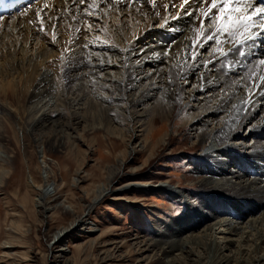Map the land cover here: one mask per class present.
Returning a JSON list of instances; mask_svg holds the SVG:
<instances>
[{"label":"rangeland","instance_id":"1","mask_svg":"<svg viewBox=\"0 0 264 264\" xmlns=\"http://www.w3.org/2000/svg\"><path fill=\"white\" fill-rule=\"evenodd\" d=\"M20 9H12L14 11L7 16L20 14ZM2 16L6 17L2 14L0 18ZM201 27L207 29L208 25L202 24ZM173 28L172 25L167 30L158 29L168 40L180 35V30ZM253 32L249 34L252 45L244 43L240 51L249 52L254 44L260 46L256 31ZM168 54L164 49L156 48L149 51L147 57L141 55L129 62L133 89L128 100L139 99L131 113L134 121L130 123V119L124 121L115 112H106L102 108L106 105L114 107L110 104L116 98L111 93V86L121 80L119 69L102 70L89 79L85 77L88 79L87 91L91 89L89 93L85 91L78 97L71 93L59 97L51 94L25 104L23 130L18 128L19 119L8 111L10 107L7 110L0 106V264H136L138 241L157 240V232L188 219L187 214L192 216V205L206 196L209 198L210 194L220 195L216 191L228 190L230 179L239 182L256 173L264 180V129L253 138L249 131H259V121L236 120L240 129L229 135L231 144L223 153L226 157L229 155L230 160L227 157L229 161L218 169L216 165L212 166L209 173L211 184L199 183L206 175L197 169V159L202 150L208 152L213 143L209 140L196 144L194 137L198 130L189 126L191 120L188 116L198 118L207 114L205 109L215 106L219 98L228 93L226 87L197 94L194 78L178 80L176 83L182 86L174 116L167 121L159 120L147 129L144 113L154 98H142L141 94L156 90L159 83L153 76L163 66L160 62L168 61ZM208 55L209 52H200L198 59ZM254 56L249 52V58ZM256 57L264 59L263 54ZM252 60L249 59L248 64L253 63ZM233 67L222 74V78L232 84L241 78L236 75L239 66ZM200 72L208 77L204 83L215 81L216 73L212 67ZM120 103L119 107H125L122 101ZM247 104H238V109ZM42 113L50 120L59 118L61 121L65 116L66 121L68 116L71 124L69 127L65 124L59 126L53 135L48 125L34 131L33 123ZM123 113L127 118L131 116L129 111ZM222 117H211L201 127L210 129L219 124L221 128ZM24 133L30 136L38 133L50 143L46 149L40 143L27 147V141L22 138ZM153 143L154 152L149 156ZM252 152L259 155L251 156ZM202 163H209V160ZM108 177L111 181L104 194L92 201L93 192L99 194L103 191ZM35 184H45L43 192L48 200L46 197L42 202L39 200ZM253 198L262 200L258 194H249L236 197L235 203L244 200L247 205L254 202ZM230 210V213H237V206L231 203ZM196 217L201 219L199 215ZM232 219L249 221L250 217ZM212 222L208 220L206 223ZM218 237H221L218 241H224L227 247L221 255L238 258L244 249L239 246L240 239L235 235ZM174 259L175 255H170L164 258V262ZM200 264L208 263L203 259Z\"/></svg>","mask_w":264,"mask_h":264},{"label":"bare ground","instance_id":"2","mask_svg":"<svg viewBox=\"0 0 264 264\" xmlns=\"http://www.w3.org/2000/svg\"><path fill=\"white\" fill-rule=\"evenodd\" d=\"M210 1L0 0V17L2 14L6 16L0 18V106L5 109L10 107L7 110L19 119L18 128L23 130L25 104L41 100L51 94L59 97L71 93L78 97L85 91L89 93L91 89L87 91L89 88L87 81L90 76L102 70L119 69L121 80L115 81L116 83L111 86L113 91L111 93L116 98L110 104L114 107L106 105L102 108L106 112H115L124 121L130 119V123L134 121L131 113L139 99L128 100L133 89L129 62L139 59L141 55L147 57V53L152 49L162 48L169 52V59L161 61L163 66L157 68L154 73V80L156 79L159 85L154 92L147 91L141 94L142 98L144 96L154 98L153 104L145 109L144 113L147 118V129L159 120L167 121L174 116L182 86L176 82L180 79L187 81L194 78L197 82L195 90L197 94L210 92L221 86L228 89V93L220 97L215 106L205 109L207 114L198 118L188 116L191 120L189 126L193 130H198V135L194 137L197 139L196 144L201 145L209 140L213 143L208 152L206 149L202 150L196 164L197 169L206 175L199 180L200 185L211 184L209 173L212 166L216 165L218 169L230 160L229 155L228 160L223 153L224 148L231 144L228 141L229 135L240 129L235 121H259V131L254 133L249 131L253 138L259 136L261 129H264V64L260 63L262 59H255L257 54L264 55V35H256L261 31V27H264V20H259V26L250 31L240 28L233 36H228L225 32L217 33V26L228 19V9L232 6V0H229L228 6H225L222 0ZM214 2L216 7H212ZM21 3L26 5V8L20 9V14L11 13L12 16L8 17L10 7L18 10ZM219 7H225V14L220 15V20H216ZM254 7L260 6L254 4ZM239 12L240 9L236 8L231 15L234 17ZM202 24H207V29L202 28ZM172 25L175 26L173 30H180V35L166 40L158 28L167 30ZM253 31H256V39L260 40V46L254 44L249 51L255 54L254 59L248 57V51L243 52L244 55L237 51L241 50L244 43H247V46L252 43V39L246 37L252 35ZM210 35H215L216 39L209 41ZM176 37L178 40L176 39L175 43ZM216 40L222 43L218 46ZM218 47L221 51H217ZM259 47H263L262 52ZM200 52H209V55L204 59H198ZM249 59H253V63L248 64ZM233 65L239 66L236 75L241 78L232 84L228 79H223L222 74ZM206 67H212L216 73L213 83H204L208 77L200 71ZM85 77L88 79L85 80ZM76 83L78 85L73 87ZM171 85L175 88L171 89ZM121 101L125 104L123 108L118 106L121 105ZM240 103H248V106L241 108L242 112L238 109ZM126 111L131 114L129 118L124 114ZM58 114L62 116L61 113ZM217 116L219 118L224 116L220 121L221 128L219 124L210 129L201 127L206 125L207 119ZM64 118L61 117V121L59 118L50 120L49 116L42 113L34 121L33 130L37 131L48 125L53 135L59 126L65 124L69 127L71 124L68 116L66 121ZM22 138L27 141L26 146L31 148L33 144L40 143L46 149L50 143L38 133L33 136L24 133ZM153 144L148 152L149 156L153 155L155 146ZM251 154L256 157L259 155L253 152ZM205 159L209 160V163L203 164L202 161ZM109 179L108 177L104 183L103 191L99 194L93 192L92 201L102 197L110 184ZM32 182L35 183L34 180ZM229 185L228 190L216 191L220 195H225L224 197L210 194L209 198L206 196L204 200L190 207L192 216L187 214L188 219L180 221L170 229L169 226L167 229L163 227L164 231L157 230L155 237L160 239L156 238L157 240L150 242L138 241L139 253H136L139 256L135 263L146 261L145 264L151 262L200 264L206 259L208 264H264V180L254 173L250 179L243 181L236 182L230 179ZM44 186L45 184H35L37 190L34 191L41 202L46 197L43 192ZM157 188L160 189V186ZM249 194H258L262 200L253 198L254 202L248 204L246 200L247 205L244 204V200L235 203L236 197ZM172 198L177 199L173 196ZM231 203L237 206V213H230ZM198 215L201 219H197ZM243 216L250 217V220L232 219V217L242 219ZM208 220L213 222L207 224ZM218 235L227 237L235 235L240 239L239 246H243L244 249L238 258L229 259L221 255L227 247L224 246V241H218L221 238ZM170 255H175V259L165 263L164 258Z\"/></svg>","mask_w":264,"mask_h":264},{"label":"snow or ice","instance_id":"3","mask_svg":"<svg viewBox=\"0 0 264 264\" xmlns=\"http://www.w3.org/2000/svg\"><path fill=\"white\" fill-rule=\"evenodd\" d=\"M225 6H228L229 0H222ZM258 3L261 7L256 8L254 4ZM215 2L212 7H216ZM236 8L240 9L239 14L234 17L231 15L236 11ZM225 14V7H219V14L216 16V20H220V15ZM191 15V13H189ZM228 19L226 22L220 23L217 26V33L225 32L228 36L235 35V32L240 28L246 30L259 26V20H264V0H232V6L228 9ZM257 36L264 35V27H261V31L256 33ZM251 38V37H246ZM216 39L215 35L208 36V40ZM217 45L219 46L222 43L220 40H216ZM217 51H221L219 47ZM240 55H244L242 51L237 49ZM261 64H264V60L260 61Z\"/></svg>","mask_w":264,"mask_h":264}]
</instances>
